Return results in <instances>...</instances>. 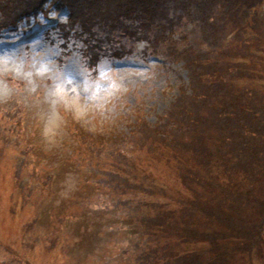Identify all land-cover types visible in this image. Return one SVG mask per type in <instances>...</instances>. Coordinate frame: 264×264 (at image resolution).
Segmentation results:
<instances>
[{"label":"rangeland","instance_id":"374dc122","mask_svg":"<svg viewBox=\"0 0 264 264\" xmlns=\"http://www.w3.org/2000/svg\"><path fill=\"white\" fill-rule=\"evenodd\" d=\"M8 12L0 10L1 24ZM38 16L16 22L18 32L0 31V264H161V245L147 246L155 233L128 220L133 195L115 192L112 181L149 173L156 187L145 198L174 212L187 200L167 162L169 137L159 140L164 129L155 126L164 122L161 115L170 109L185 71L155 44L143 47L136 39L125 45L135 54L146 52L143 57L83 53L76 49L75 33L60 26L41 35L46 21ZM48 16L66 21L53 12ZM261 20L264 0L250 10L241 30L227 27L225 44L248 46L243 44L248 35L257 41L248 48L254 59L234 60L264 66V34L254 30ZM22 35L28 36L26 44H20ZM242 82L264 94V69L236 84ZM262 201L247 212L245 222L252 227L220 243L218 252L229 243L244 248L221 264H264ZM198 220L194 227L205 229ZM171 235L168 245L176 255L204 245Z\"/></svg>","mask_w":264,"mask_h":264},{"label":"trees","instance_id":"16d2710c","mask_svg":"<svg viewBox=\"0 0 264 264\" xmlns=\"http://www.w3.org/2000/svg\"><path fill=\"white\" fill-rule=\"evenodd\" d=\"M261 1L0 0V10L11 11L6 22H0V31L10 32L16 22L23 19L27 22L30 15H47L51 10L66 19L58 22L59 30L75 33L74 39L79 42L76 46L83 53L86 50L96 57L121 58L126 54L143 57L146 52L140 50L135 54L125 45L128 40L136 39L138 43L144 42L143 47L155 44L164 51L165 58L183 67L185 80L179 84L170 109L162 113L164 122L159 120L155 126L166 131L159 133V140L167 135L168 146L176 153L173 157L174 151L169 150L167 162L172 163L170 168L185 188L187 200L182 199L174 212L165 208V204L145 198L151 194L150 188L156 187L149 182V173L144 172L147 177L126 173L117 177V182L112 181L115 192L126 190L133 195L129 212L133 214L127 215L131 217L128 220L136 228L155 233L147 246L151 242L152 246L161 245V264L163 261L164 264H221L228 255L244 250L239 244L229 243L218 252L222 240L231 238L236 231L249 230L252 225L245 222L247 212L255 206L261 207L264 94L236 81L254 79L257 68L264 66L233 59L243 56L254 59L248 49L257 43L254 36L244 35L247 40L243 44L247 42L248 46L223 43L228 35L227 27L241 30V22L245 23L250 10ZM263 26V20L256 24L255 34H264ZM54 31H58L57 27ZM161 153L165 158V150ZM145 159L148 157L142 160ZM118 162H115L117 167ZM125 200L130 202L128 198ZM151 208L155 213L150 212ZM198 219L205 229L194 227ZM171 234L182 241H199L204 245L176 255L168 245L173 240ZM141 253L146 256V249Z\"/></svg>","mask_w":264,"mask_h":264}]
</instances>
